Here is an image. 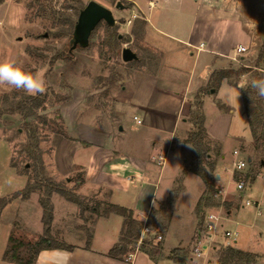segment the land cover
I'll use <instances>...</instances> for the list:
<instances>
[{
	"label": "rangeland",
	"instance_id": "1",
	"mask_svg": "<svg viewBox=\"0 0 264 264\" xmlns=\"http://www.w3.org/2000/svg\"><path fill=\"white\" fill-rule=\"evenodd\" d=\"M88 1L0 0V60L12 59L26 71L43 72L46 84L45 91L35 96L0 84V197L7 200L0 210V223L1 226L8 222L11 224V240L2 255L6 261L31 262L35 256L33 245L41 237L46 236L57 244H62L63 240L80 241L77 236L79 225L82 224V230L86 233L91 225L84 220L92 217L88 208L84 207H90L97 201L92 194L78 189L80 172L63 176L54 167L51 140L63 127L56 117L60 102L74 93L73 89H78L88 93L89 102L99 98V104L103 102L107 105V95L119 93L121 87H126L129 78L138 73L156 72L162 63V54L153 47L154 41L147 33L143 13L158 28L157 32H152L153 39L160 43H173L163 35L174 34L179 39L184 38L198 4V0H151L156 6L149 9L150 0H134L143 9L140 12L127 0H93L111 11L115 23L108 26L104 21L99 22L86 46L69 51L77 17ZM227 1L230 2L228 8H232V0ZM244 1V6L253 11V17L256 11L263 9L264 0ZM117 2L123 5V9L115 7ZM133 14L136 16L133 17ZM263 37L264 14L255 32H251L250 47L241 55L243 60H239V57L236 61L227 58L222 65L226 67L232 62L234 66L251 67L253 71ZM124 47L135 52L137 60L123 62L121 50ZM254 80L255 77L249 73L241 76L239 83L242 87ZM29 99L34 102L29 103ZM214 146L210 143V157L216 164L219 157L214 153ZM226 148L229 159L234 146L228 144ZM254 148L253 144L245 147L244 152L252 158L253 163L247 164L240 172L232 168V163L240 159L238 156L233 158L232 155V161L226 162L228 180L224 174L220 184H217L215 173L220 171L215 168L210 172V180L219 192L213 194V201L210 198V206L202 210H205L204 214L218 212L225 220L218 230V238L211 244L214 250L208 252L209 264L225 248L222 232L226 229L238 232L236 243L231 246L250 253L254 258L252 264H264V206L259 216L255 215L254 208L243 206L246 199H258L264 187V169L258 166L263 152ZM198 164L193 150L185 159L179 183L168 201L152 209L151 220L146 222L148 232L143 233L142 238L148 247L140 243L129 246L134 248L133 251L147 256L151 264H183L169 258L171 251L175 250L171 248L181 250L184 264H189L186 259L190 256V245L203 219L199 218L192 206L198 189L201 186L204 191L205 185L197 176H189L193 181L186 184L183 178ZM247 175L250 177L247 178ZM238 182L244 183L242 190H237ZM25 187L31 190L24 194ZM17 188L22 189L13 192ZM58 190L69 197L74 196L83 205L71 202L73 205L64 206L62 200H68ZM26 196V201L22 200ZM42 200L52 207L47 234L44 233L42 213L41 222L36 214L38 206L43 212ZM9 202L11 204L7 206ZM227 203L232 204L231 214L226 211ZM53 205L57 211L54 221ZM98 211L102 212L103 209L99 208ZM139 223L143 228L144 225ZM192 230L194 232L190 239ZM2 234L1 228L0 237ZM17 243L20 244L18 251ZM1 245L2 238L0 251L3 249ZM154 250L156 253L151 252ZM245 262L241 260L231 264H247Z\"/></svg>",
	"mask_w": 264,
	"mask_h": 264
},
{
	"label": "crops",
	"instance_id": "2",
	"mask_svg": "<svg viewBox=\"0 0 264 264\" xmlns=\"http://www.w3.org/2000/svg\"><path fill=\"white\" fill-rule=\"evenodd\" d=\"M127 1L143 12L134 0ZM232 2L233 7L228 8L230 2L227 0H198L193 22L184 38L163 35L173 43L154 40L152 32H157L158 28L143 13L147 33L154 41L153 47L162 54L160 67L154 73H138L129 78L119 93L107 95V105L99 104V98L89 102L88 93L73 89L75 92L58 105L66 136L57 134L51 140L56 171L63 176L80 172L79 190L92 194L97 202L131 210L133 218L146 226L155 205L162 206L168 201L179 183L185 159L193 153L192 146L185 140L195 128L191 113L195 103L200 102L205 133L212 144L217 142L221 148V157L215 165L220 172L215 173V180L220 184L225 175L228 180L229 169L225 164L232 155L233 158H250L244 149L252 144V136L240 86L230 85L223 79L216 92H211L210 76L225 68L222 65L224 59L232 60L234 47L242 45L248 50L251 32H255L264 14V6L253 17V11L244 6V0ZM155 6L153 1L148 2L149 9ZM243 54L238 56L239 60H243ZM228 144L234 146L229 159L226 156ZM234 151L237 155L233 154ZM261 167L263 170L264 165ZM191 175L199 177L188 172L183 178L185 184L193 181L189 179ZM202 189L200 186L197 191L194 208ZM26 198L22 200L26 201ZM62 201L64 206L71 204ZM232 211L227 212L231 214ZM56 212L53 205V221ZM41 213L38 206L36 214L40 222ZM84 220L91 224L88 246L84 240L87 233L83 232L81 224L77 233L80 241L63 240L62 244L73 247L71 250L43 249L31 262L2 259L11 240V224L1 226L0 223L4 233L0 237L3 245L0 264H151L147 256L136 250L129 251L134 252L129 261L125 256L122 260L107 256L119 242L122 216L109 214ZM17 245L18 251L20 244Z\"/></svg>",
	"mask_w": 264,
	"mask_h": 264
},
{
	"label": "trees",
	"instance_id": "3",
	"mask_svg": "<svg viewBox=\"0 0 264 264\" xmlns=\"http://www.w3.org/2000/svg\"><path fill=\"white\" fill-rule=\"evenodd\" d=\"M264 37L262 40L261 48L258 52L256 62L254 64V69L252 71L251 67L246 66H234L232 62L229 63L228 66H226L223 69H220L218 71H214L210 76L211 85H209V89L213 90V92H216L217 85L219 82L223 79H226L227 82L230 85L233 86H240L239 85V78L241 76H244L246 74L252 73V76L255 77L254 81L264 80ZM253 82V81H252ZM252 83L246 85V86H240L241 96L243 100V105L245 109V114L247 117V123L250 129V133L252 136V144L254 149L257 151V149H260L263 152V157L259 159L258 166L261 167L262 161L264 162V99L263 97H259L256 94V90L251 87ZM34 100L29 99V103ZM195 109L191 113V120L194 123V129L191 130L186 138V143H189L193 150L194 155L198 161V165L191 169L193 173L198 175L204 185L205 189L199 199L197 200V203L195 205V212L199 216V218L203 217L204 211L202 210L205 206H210V198L213 201V194H217L218 190L214 187V182L210 180L211 173L215 170V162L211 160V153H210V143H212L209 138L207 137V134L205 133V129L203 127V116L200 112V102L195 103ZM217 105L219 107L220 103L217 102ZM57 119L61 121V117L59 115V112L56 115ZM62 123V121H61ZM63 124V123H62ZM56 134H60L62 136H66L65 130L62 127L60 132H57ZM251 144V145H252ZM214 153L219 158L221 157V148L217 142H214ZM217 146V147H216ZM250 161L247 164H252L253 160L250 157ZM204 160V161H203ZM206 160V162H205ZM204 162V163H203ZM250 176L247 175V178ZM81 181V180H79ZM30 187H25V192L30 191ZM58 193L63 196L65 199H67L70 202L76 203L77 205H83L82 201L75 198L74 196H67L65 192L59 191ZM7 202L6 199L0 197V210L3 208L5 203ZM99 203V204H98ZM41 206L43 208L42 212V223L44 226V233H48V228L52 219V207L48 205V202L41 201ZM103 203L96 202V204L91 205L90 207H84L88 208L87 211L92 215L93 218L97 217H103L108 216L109 214H117L123 217V223L121 227V233H120V239L119 242L114 245L107 253V256L113 259L122 260L123 256H125L129 251H133L134 248H130L129 246L131 244H136L139 240L140 232L142 227L140 226V223L133 218V214L131 210L111 204V203H105L104 206H101ZM232 207V204L227 203L225 205L226 211H229ZM102 208L103 211L99 212L98 209ZM86 211V210H85ZM91 239V233L89 230H87V237H86V246L89 245ZM140 245H145V247L148 245L145 241H141ZM148 247V246H147ZM73 247L68 246L65 244H57L54 241H51L46 238V236L41 237L37 242L34 243L33 249L35 256L38 254L39 251L43 249H65V250H71ZM152 253H156V250L151 251ZM182 251L175 249L171 251L169 254V258H171L174 261L184 262L185 258L181 255ZM34 256V257H35ZM15 258V257H13ZM253 256L250 255V253L243 252L239 249H236L233 246H227L223 250H221L218 253V263L219 264H231L235 261H246L247 264H252Z\"/></svg>",
	"mask_w": 264,
	"mask_h": 264
},
{
	"label": "built area",
	"instance_id": "4",
	"mask_svg": "<svg viewBox=\"0 0 264 264\" xmlns=\"http://www.w3.org/2000/svg\"><path fill=\"white\" fill-rule=\"evenodd\" d=\"M136 15L133 14V17ZM201 46V45H200ZM246 52V47L242 45H237L234 47L232 60L236 61L237 57L240 54ZM139 123V121H137ZM234 155H237V151L233 152ZM247 160L238 159L232 163L235 171H241L246 165ZM237 190H242L244 188L243 182H238L236 184ZM219 192V191H218ZM217 192V194H218ZM243 206L252 207L255 210V215L259 216L262 214V206H264V190L262 191V195L258 199H246L244 201ZM225 217L220 216L218 212H206L203 215V219L201 221L200 227L196 230L194 238L191 243L190 247V256L186 259L189 264H209L208 262V252L210 250H214V247L211 245L216 241L218 238V230L223 227ZM148 229L146 226H143L141 230V235L138 240V245L142 241L143 233H147ZM238 237L237 231L232 230H223L222 232V239L226 241L225 248L227 246L233 245L236 242ZM134 252H129L125 255V260L129 261L133 258ZM216 258V259H215ZM214 258V262L212 264H219L218 263V256ZM199 260V261H198ZM203 260V261H202ZM198 261V262H197Z\"/></svg>",
	"mask_w": 264,
	"mask_h": 264
},
{
	"label": "water",
	"instance_id": "5",
	"mask_svg": "<svg viewBox=\"0 0 264 264\" xmlns=\"http://www.w3.org/2000/svg\"><path fill=\"white\" fill-rule=\"evenodd\" d=\"M115 7L123 9V5L120 2H117ZM101 21H104L108 26H112L115 23L109 9L96 1L89 0L77 17L73 30L72 46L69 51L78 46H86L91 32ZM121 59L123 62H131L137 60V55L130 48L124 47L121 50ZM247 161L249 162L250 159ZM262 165H264L263 161Z\"/></svg>",
	"mask_w": 264,
	"mask_h": 264
},
{
	"label": "clouds",
	"instance_id": "6",
	"mask_svg": "<svg viewBox=\"0 0 264 264\" xmlns=\"http://www.w3.org/2000/svg\"><path fill=\"white\" fill-rule=\"evenodd\" d=\"M0 84H6L27 95L35 96L45 91L43 72L26 71L17 61L0 60ZM251 87L259 97H264V80L253 81Z\"/></svg>",
	"mask_w": 264,
	"mask_h": 264
}]
</instances>
